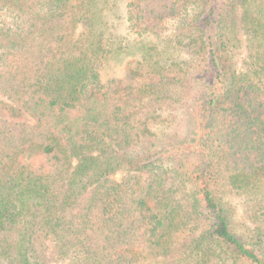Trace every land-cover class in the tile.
Listing matches in <instances>:
<instances>
[{"label":"trees","instance_id":"obj_1","mask_svg":"<svg viewBox=\"0 0 264 264\" xmlns=\"http://www.w3.org/2000/svg\"><path fill=\"white\" fill-rule=\"evenodd\" d=\"M122 1L0 0V264H264V0Z\"/></svg>","mask_w":264,"mask_h":264},{"label":"rangeland","instance_id":"obj_2","mask_svg":"<svg viewBox=\"0 0 264 264\" xmlns=\"http://www.w3.org/2000/svg\"><path fill=\"white\" fill-rule=\"evenodd\" d=\"M232 1L233 0H217L216 1L215 3L216 19L220 20V17L224 19L227 17L228 14H230L229 5ZM128 3H129V0H124L121 2L120 10H119L120 18L115 20L114 22L117 27L118 34H120L121 36H128V37L131 36L133 39H135L137 36H134L133 34H131L128 28V23H127V10L126 9H127ZM233 18L235 22L238 24L239 28L241 29V25H240L241 24V11L236 10L235 14L233 15ZM215 28L217 29V26H215ZM215 28L210 29L209 31V33L212 36H215V32H216ZM81 30L82 29L79 30V33L81 32ZM241 34H243L242 31H240V38L243 39ZM177 37H178L177 32L168 31L166 35L163 36V38L159 40V44L163 50H166V52H168L167 50H169V52L173 53L174 60L177 59L176 62L177 61L183 62L189 58V52L191 51V49L189 48V40L183 41V40L178 39ZM147 40L156 41L157 39L153 37H149ZM234 56H235L236 65L238 66V68H241L244 65L246 54L243 52V50L242 51L237 50ZM129 60L130 59H126L123 64L111 65L106 74L109 77H121L125 70L126 64ZM196 110L198 111L199 107H197ZM196 121H198L197 114L193 115L192 113H190L189 116H187V114L181 115L176 120L175 124L173 125L174 132H177L181 138L183 136V132L185 130H189L192 127V125L194 127V124H196ZM122 178H123V175L119 174L116 177V180L120 181L122 180ZM236 202L239 205L238 206L239 214H242L243 210L245 209L244 200L242 201L238 199Z\"/></svg>","mask_w":264,"mask_h":264}]
</instances>
